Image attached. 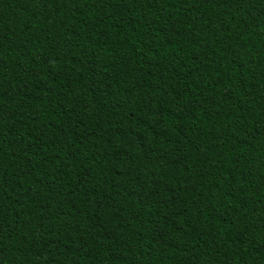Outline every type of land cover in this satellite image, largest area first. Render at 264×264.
I'll return each instance as SVG.
<instances>
[{"label":"trees","instance_id":"obj_1","mask_svg":"<svg viewBox=\"0 0 264 264\" xmlns=\"http://www.w3.org/2000/svg\"><path fill=\"white\" fill-rule=\"evenodd\" d=\"M0 264H264V0H0Z\"/></svg>","mask_w":264,"mask_h":264}]
</instances>
